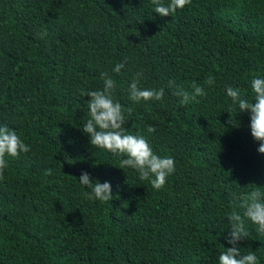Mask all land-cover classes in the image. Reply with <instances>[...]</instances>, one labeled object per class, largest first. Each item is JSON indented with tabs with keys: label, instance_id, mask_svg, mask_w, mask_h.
<instances>
[{
	"label": "trees",
	"instance_id": "trees-1",
	"mask_svg": "<svg viewBox=\"0 0 264 264\" xmlns=\"http://www.w3.org/2000/svg\"><path fill=\"white\" fill-rule=\"evenodd\" d=\"M154 9L152 0H0V126L31 149L6 156L0 264H218L232 246L227 216L253 188L264 191V154L250 112L226 88L254 99L251 81L264 78V0H192L172 16ZM140 71V86L164 87L163 100L129 99ZM101 73L131 109L126 131L174 158L161 189L84 133L82 93L102 90ZM169 80L190 91L195 81L206 95L181 105ZM83 172L110 182L113 199L85 198ZM246 223L241 252L264 264V234Z\"/></svg>",
	"mask_w": 264,
	"mask_h": 264
},
{
	"label": "clouds",
	"instance_id": "clouds-1",
	"mask_svg": "<svg viewBox=\"0 0 264 264\" xmlns=\"http://www.w3.org/2000/svg\"><path fill=\"white\" fill-rule=\"evenodd\" d=\"M192 0H152L155 5V13L161 16H169L191 4ZM42 35L46 36L45 31ZM124 63H118L113 69L120 73ZM143 71L137 72L130 83L129 99L135 102L163 100L165 88H143L141 81L144 79ZM103 80L102 90H90L82 94L90 97L88 100L89 119L83 126L84 133L90 136L93 147L106 149L113 154L121 155L119 168H131L135 170L140 180H150L152 187L161 189L169 175L175 172V160L172 157H161L154 153L152 146L143 135H133L126 131V113H131L130 108H125L114 98L116 90L115 80L108 73H101ZM208 85L215 83V78L209 76L205 82ZM166 87L172 95L180 98L181 105H188L197 97L206 95L205 89L195 81L191 84V91L175 80H169ZM254 99H247L242 95L238 87L228 86L227 95L233 104H238L239 112H250V128L254 139L260 142L258 152L264 154V78L254 77L251 81ZM233 123V120H229ZM148 133L156 131L154 126H149ZM30 147L21 139L17 132L8 126H0V180L4 179V170L8 167L6 156L16 158L21 152L27 153ZM50 174V170L49 173ZM82 185L91 188V192H85L87 199H96L108 202L113 199L110 182L101 183L87 172H83L78 178ZM243 211L233 210L228 216L229 233L228 244L231 247L220 252L218 264H258V258L254 251L242 254L240 243L250 236L246 221L257 225V231L264 234V191L255 187L247 195L240 198L238 205Z\"/></svg>",
	"mask_w": 264,
	"mask_h": 264
}]
</instances>
